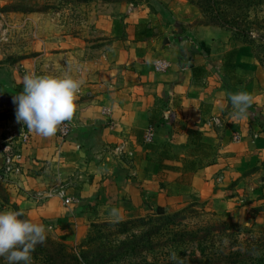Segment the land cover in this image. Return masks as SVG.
Returning a JSON list of instances; mask_svg holds the SVG:
<instances>
[{
    "label": "crops",
    "instance_id": "crops-1",
    "mask_svg": "<svg viewBox=\"0 0 264 264\" xmlns=\"http://www.w3.org/2000/svg\"><path fill=\"white\" fill-rule=\"evenodd\" d=\"M182 24L167 38L142 39L133 30L121 38L109 52L107 79L81 86L64 140L58 132L45 138L21 129L13 98L23 89L0 91V147L21 158V172L0 184V211L19 193L45 194L49 182L63 180L66 193L81 194L73 195L79 205L64 208L70 223L57 228L72 236L94 222L88 204L116 221L165 215L197 200L228 222L264 228V130L253 120L259 113L264 120V81L249 50L228 32ZM160 59L169 71L155 72ZM239 91L253 96L243 119L228 98ZM149 127L155 136L147 144ZM22 130L31 135L26 146L14 137ZM86 168L94 177L84 183Z\"/></svg>",
    "mask_w": 264,
    "mask_h": 264
},
{
    "label": "rangeland",
    "instance_id": "rangeland-1",
    "mask_svg": "<svg viewBox=\"0 0 264 264\" xmlns=\"http://www.w3.org/2000/svg\"><path fill=\"white\" fill-rule=\"evenodd\" d=\"M180 20L190 28L209 26L228 32L249 50L264 81V0H0V91H18L12 84L23 89L22 79L27 73L70 74L81 86L87 81L106 80L113 70L109 52L120 45L121 38L132 30L142 39L171 37ZM20 128L28 129L24 125ZM84 172L83 182H91V169ZM53 183L43 189H67L63 180ZM71 187L81 191L83 183L75 182ZM43 192L19 193L8 210L19 211L22 219L43 225L46 237L68 247L91 234L99 249L95 257L120 260V264H177L183 255L180 253L188 254V264L194 255L199 257L198 242L193 239L207 236V232L210 239L225 246L226 235L233 234L226 227L238 226L245 240L260 238L264 232L259 223L228 222L196 200L165 215L116 221L99 214L97 205L88 204L86 210L93 213L94 222L86 225L81 236L78 230L72 236L70 231L57 232L60 224L70 223L64 221L67 206L60 197H48ZM70 194L81 197L80 192ZM71 218L66 216V220ZM130 245L137 251L130 253ZM46 251L44 242L38 244L31 264H47L43 255L34 254ZM171 255L175 259L167 263ZM0 264H8L6 258L0 257Z\"/></svg>",
    "mask_w": 264,
    "mask_h": 264
},
{
    "label": "clouds",
    "instance_id": "clouds-1",
    "mask_svg": "<svg viewBox=\"0 0 264 264\" xmlns=\"http://www.w3.org/2000/svg\"><path fill=\"white\" fill-rule=\"evenodd\" d=\"M22 83L23 90L13 98L16 119L37 135L53 137L65 122L72 121L77 115L81 82L70 74L27 73ZM228 98L235 118H245L253 102L252 94L239 91L229 93ZM21 216L16 210L0 211V257L6 258L8 264H31L32 252L46 239L43 225Z\"/></svg>",
    "mask_w": 264,
    "mask_h": 264
},
{
    "label": "trees",
    "instance_id": "trees-1",
    "mask_svg": "<svg viewBox=\"0 0 264 264\" xmlns=\"http://www.w3.org/2000/svg\"><path fill=\"white\" fill-rule=\"evenodd\" d=\"M256 110V109H255ZM260 112V110H256ZM249 112V111H248ZM261 129L264 130V120L261 118V114H258V117L253 118ZM12 176V175H11ZM8 176L4 181H0V184L10 180ZM167 214V213H166ZM142 219V218H141ZM234 228H227V231H231L232 235H226L228 241L220 243V240L214 241L210 239L211 233L207 232L208 235L193 239V241L198 242L199 248V257L196 255L193 256L191 261L188 262L191 264H264V232L260 238H251V239H242V232L238 231L240 229L238 226ZM208 231V230H207ZM225 236V237H226ZM92 235L90 234L84 240L81 241L78 245L74 247H68L50 237H46L44 243L47 245V251L36 252L37 255H43L47 260V264H120V260L113 259H104L103 257L97 258L96 254L99 253V249L96 250V244L92 240ZM192 241V242H193ZM137 249H134L130 245V253L135 252ZM127 253V251H125ZM179 255L181 260L177 264L187 263L185 257L188 254L180 253ZM118 261V262H116ZM173 262L172 255L169 256L167 263ZM136 264V263H133ZM137 264H145V261H142Z\"/></svg>",
    "mask_w": 264,
    "mask_h": 264
},
{
    "label": "built area",
    "instance_id": "built-area-1",
    "mask_svg": "<svg viewBox=\"0 0 264 264\" xmlns=\"http://www.w3.org/2000/svg\"><path fill=\"white\" fill-rule=\"evenodd\" d=\"M171 69V64L163 59L157 60L154 63V70L156 73H165ZM72 133V126L69 123H64L58 130L60 139L64 140L68 138ZM155 136V130L153 127H149L145 135V143L150 144L153 142ZM14 137L18 139V143L21 146L29 144L31 135L28 131L22 130L15 134ZM21 172V158L14 153V148L0 147V181H4L6 177L18 174ZM42 194V193H41ZM48 197H60L63 204L66 206L79 205L80 199L69 195L62 187H54L45 193Z\"/></svg>",
    "mask_w": 264,
    "mask_h": 264
}]
</instances>
